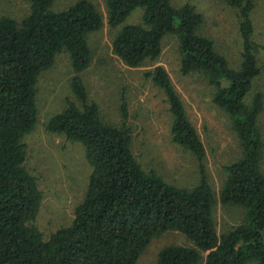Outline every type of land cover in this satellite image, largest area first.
<instances>
[{"label": "trees", "instance_id": "1", "mask_svg": "<svg viewBox=\"0 0 264 264\" xmlns=\"http://www.w3.org/2000/svg\"><path fill=\"white\" fill-rule=\"evenodd\" d=\"M28 1L30 11L20 21L0 16V264H136L151 239L168 231L184 235L192 246H165L155 264H264L263 143L257 126L264 100L260 91L246 100L261 72L252 16L256 0H223L239 19L237 68L198 32L203 17L192 5L106 0L107 24L118 28L112 51L124 64L139 67L156 60L164 38L176 35L181 72L203 73L214 87L213 102L230 115L242 156L224 167L218 199L225 207L244 208L245 214L223 233L214 220L217 199L208 180L205 146L165 68L156 65L145 76L165 96L173 142L197 160L199 178L190 188L142 168L132 151L124 97L120 126L103 122L97 103L88 100L79 74L91 61L87 36L102 26L95 6L77 0L54 11V0ZM136 8L142 9L141 21L119 27ZM63 51L75 72L70 85L80 104L68 99L46 129L82 144L91 170L71 224L44 239L33 224L42 194L24 167L21 139L37 122V78Z\"/></svg>", "mask_w": 264, "mask_h": 264}, {"label": "rangeland", "instance_id": "2", "mask_svg": "<svg viewBox=\"0 0 264 264\" xmlns=\"http://www.w3.org/2000/svg\"><path fill=\"white\" fill-rule=\"evenodd\" d=\"M75 1L54 0L51 9L59 11ZM88 1L100 13L102 26L87 36L91 61L79 75L86 87L88 100L98 105L101 120L120 126L124 119L119 106L124 97L128 110L127 125L132 130V151L142 168L155 170L167 182L179 187L194 186L199 178L197 160L189 150L173 142L165 96L145 76L156 65H162L205 146L208 180L217 199L214 210L217 231L223 233L241 223L245 209L225 207L218 199L226 176L224 167L241 158L242 150L230 115L213 102L214 87L201 72H181L176 35L164 38L162 51L156 60L146 61L139 67L124 64L112 51V40L118 28L107 24L106 0ZM170 3L175 8L192 5L203 17L198 32L213 41L215 49L226 57L231 67H238L241 38L235 9L223 0H170ZM29 11L28 0H0V16L20 21ZM141 15L142 9L136 8L119 27L139 23ZM252 16L261 72L247 101H251L256 91L262 93L264 100V0L255 1ZM74 75L65 51L58 53L53 64L39 74L36 82L37 122L35 128L21 139L25 145L24 167L35 178L42 194L33 224L44 239L71 224L74 208L85 195L91 170L82 144L46 129L48 120L64 108L68 99L80 104L70 85ZM257 126L263 143L260 169L264 175V107ZM168 245L192 246V242L174 231L159 234L151 239L136 264H155L159 251Z\"/></svg>", "mask_w": 264, "mask_h": 264}]
</instances>
